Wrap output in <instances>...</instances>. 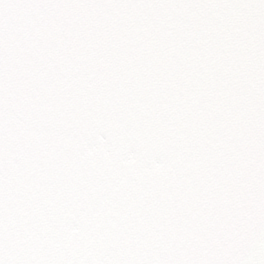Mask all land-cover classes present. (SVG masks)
I'll use <instances>...</instances> for the list:
<instances>
[{
	"label": "snow or ice",
	"instance_id": "1",
	"mask_svg": "<svg viewBox=\"0 0 264 264\" xmlns=\"http://www.w3.org/2000/svg\"><path fill=\"white\" fill-rule=\"evenodd\" d=\"M0 264H264V0H0Z\"/></svg>",
	"mask_w": 264,
	"mask_h": 264
}]
</instances>
